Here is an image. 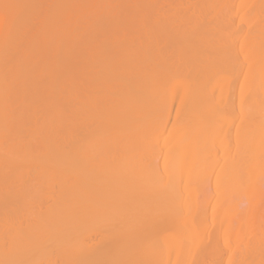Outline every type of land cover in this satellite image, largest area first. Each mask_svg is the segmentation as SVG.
<instances>
[{
    "label": "bare ground",
    "instance_id": "6f19581e",
    "mask_svg": "<svg viewBox=\"0 0 264 264\" xmlns=\"http://www.w3.org/2000/svg\"><path fill=\"white\" fill-rule=\"evenodd\" d=\"M85 1L0 0V264H222L228 253L217 246L222 211L209 208L207 193L197 226L186 220L191 212L184 218L183 207L182 218L177 210L183 200L196 209L190 202L199 189L191 182L209 157L206 127L224 124L217 117L222 108L217 114L208 107L211 90L230 97L242 71L233 142L230 121L224 131L242 154L221 157L230 174V161L241 164L243 181L251 166H264V69H256L264 64V17L261 23L257 17L264 3L242 0L252 10L236 27L235 11L225 19L211 8L225 26L208 16L209 6L203 14L185 9V19L181 11L182 21L171 10L155 11L147 23L149 10L137 11L132 1V10L121 5L128 9L114 7V15ZM233 48L238 63L226 62ZM228 66L236 70L226 72ZM238 206L232 212L247 218ZM251 226L244 249H229L225 264H264V230Z\"/></svg>",
    "mask_w": 264,
    "mask_h": 264
},
{
    "label": "rangeland",
    "instance_id": "374dc122",
    "mask_svg": "<svg viewBox=\"0 0 264 264\" xmlns=\"http://www.w3.org/2000/svg\"><path fill=\"white\" fill-rule=\"evenodd\" d=\"M85 0H83V2H84ZM89 0H86L85 2H86V4H88L89 2H88ZM91 1H93V3H95L96 4V7H98V4H100L101 6H99L98 7V9L100 10V7H101V9L103 8V10H104V7H105V10L107 11V8H109L110 7V9H111V11H110V9H109V11L111 12V14H115V12H116V8H118L119 9V7L121 6V5H123V6H128L129 7V5L131 4V5H134L135 4V6L137 5V7L135 8V9H139V7H140V9L142 8V9H145V12H146V10L148 9L149 10V12H150V16L148 17V21H147V23H150L151 22V20L153 19V16H154V18H155V15H156V12L155 11H159V12H161V10H163L164 9V11L163 12H168L169 10H171V13L173 12V13H175V14H177L176 15V18H177V20L178 21H182V19H180V18H182L181 16H182V14H181V16H178L179 15V13L181 12V13H183V19H185L188 15H189V13L192 11L193 12V10H195L196 11V9H197V11H198V9H201L202 10V6L203 7H208V9H204V10H206V12L208 13V14H210V15H208L209 17H215V16H217L219 19H222V21L221 22H223V18H220L222 15H227V16H224L225 17V19L228 17V16H230L232 13V11L234 12L235 11V13H234V15L232 16V19L234 20V24L236 23V27H239L240 25L239 24H241V23H238L239 22V17H243V16H245L246 14H247V16H248V14L251 12V10L252 9H250V5H248V7L246 6L247 4V2L245 3L244 2V4L242 3V0H240L241 2L239 3V0H235V1H231L230 2V4H231V6H229L230 4L228 3L230 0H223V2H222V0L221 1H219V0H216V2L214 1V0H212V1H214V2H212L213 4H211V0H206V1H209L208 3H206V1L205 0H198V1H196V0H175V2H174V0L172 1H169V0H123V3H122V0H113V1H109V4L110 5H108V1L107 0H102V2H100L99 0L96 2V0H91ZM95 1V2H94ZM117 1H118V3H117ZM126 1V2H125ZM130 1H132L131 3H130ZM155 1V2H154ZM166 1V2H165ZM194 1V2H193ZM202 1H205V2H203V4H202ZM225 1V2H224ZM226 1H228V2H226ZM262 1H264V0H262ZM261 0H260V2L261 3H264V2H262ZM81 2H82V0H81ZM83 2H82V5H83ZM121 2V3H120ZM153 2V3H152ZM165 2V3H164ZM168 2H170V4L168 3ZM181 2V3H180ZM187 2V3H186ZM189 2V3H188ZM196 2V3H195ZM220 2V3H219ZM233 2H235V3H233ZM260 2H258V3H260ZM120 3V4H119ZM126 3H127V5H126ZM134 3V4H133ZM149 3H150V5H149ZM174 4V6H173V4ZM177 3V4H176ZM185 3V4H184ZM200 3V4H199ZM210 3V4H209ZM223 5H222V4ZM229 5H228V4ZM89 4H91V2L89 3ZM88 4V6H90ZM103 4V5H102ZM107 4V5H106ZM125 4V5H124ZM145 4V5H144ZM153 4V5H152ZM180 4V5H179ZM186 4H187V6H186ZM207 4V5H206ZM218 4V5H217ZM225 4V5H224ZM239 4V5H238ZM241 4V5H240ZM84 5H85V3H84ZM115 5V6H114ZM131 5H130V7H131ZM170 5V6H169ZM172 5V6H171ZM228 5V6H227ZM260 5V4H259ZM109 6V7H108ZM118 6V7H117ZM139 6V7H138ZM142 6V7H141ZM146 6V7H145ZM149 6H151L152 7V9H151V7H149ZM181 6V7H180ZM241 6V7H240ZM243 6V7H242ZM252 6V5H251ZM87 7V6H86ZM107 7V8H106ZM114 7H116V8H114ZM128 7L126 8L125 7V9L127 10L128 9ZM133 7V6H132ZM132 7H131V10H132ZM161 7V8H160ZM172 7V8H171ZM188 7V8H187ZM219 7V8H218ZM230 7H232V9L230 8ZM247 7V8H246ZM261 7H263V9H264V4H262V6ZM91 8H95V5H94V7L93 6H91ZM113 8V9H112ZM183 8V9H182ZM196 8V9H195ZM211 8H216V9H214L215 10V12H217V14H221V16L219 17L215 12H214V10L213 9H211ZM220 8H222V9H220ZM230 8V9H229ZM252 8V7H251ZM260 8V7H259ZM259 8H258V13H259ZM114 9H115V12H114ZM117 9V10H118ZM120 9H122L121 7H120ZM124 9V7H123V9L122 10H125ZM138 9H137V11H138ZM139 9V10H140ZM154 9V10H153ZM177 9V10H176ZM182 9V10H181ZM185 9H187L188 10V13H186L187 12V10L185 11ZM237 9L239 10V11H237ZM247 9H250V11L248 10V12L246 11ZM180 10V11H179ZM189 10H191L190 12H189ZM201 10H199L198 12L201 14H203V11L204 10H202V12H201ZM219 10V11H218ZM241 10V11H240ZM102 11V10H101ZM141 11V10H140ZM196 11V13L198 14V12ZM222 11H224V12H222ZM144 12V11H143ZM157 13L158 15H160L161 13ZM186 14H188V15H185V13ZM212 12H213V15H212ZM236 12H238V13H236ZM245 12H247L246 14H244ZM104 14L106 13V12H103ZM205 13V12H204ZM214 13L216 14V15H214ZM241 13H242V15H241ZM111 14H109L111 17H112V15ZM228 14H230V15H228ZM190 15H191V13H190ZM235 15H237V16H235ZM241 15V16H240ZM251 15V14H250ZM102 16H104V15H102ZM105 16H106V14H105ZM175 16V15H174ZM178 16V17H177ZM184 16H185V18H184ZM259 16V22L261 23V19L262 18H260V16L261 17H264V10H262V12H261V8H260V14H258L257 15V17ZM150 17H152V18H150ZM211 17V18H212ZM217 17H215V18H217ZM210 18V19H211ZM228 18H230V17H228ZM208 19V18H207ZM224 19V20H225ZM235 19H236V21H235ZM218 20V19H217ZM228 20V19H227ZM184 21V20H183ZM153 22V21H152ZM220 22V21H219ZM225 22H227V21H225ZM253 22V21H252ZM250 23V24H253V23ZM177 23H179V22H177ZM224 23V22H223ZM223 23H221V24H223ZM255 23V22H254ZM225 24V23H224ZM228 24H230L229 22H228ZM259 24V23H258ZM230 25H232V23L230 24ZM239 25V26H238ZM243 25V24H242ZM242 25H241V27H242ZM224 26V25H223ZM225 26H226V24H225ZM224 26V27H225ZM223 28V27H222ZM224 30H225V28H223ZM223 29H222V32L224 33L225 31H223ZM227 29V28H226ZM231 29V28H230ZM230 29H228V31L230 32ZM257 32H258V27H257ZM260 31V30H259ZM134 33H135V31H134ZM133 34V33H132ZM131 34V35H132ZM224 34H226L227 36H228V34L229 33H224ZM135 35H136V37L137 36H139L137 33H135ZM226 35H223V36H225V37H227ZM231 36V35H230ZM230 36H228V38H231ZM135 36L133 35V37L132 38H134ZM228 38H226L225 40L227 41V39ZM234 38V37H233ZM228 41H229V39H228ZM227 41V42H228ZM236 43H238L237 42V40L235 41ZM234 43V42H233ZM235 43V44H236ZM229 44H231V43H229ZM234 44V45H235ZM239 44V43H238ZM237 45V44H236ZM233 46V45H232ZM226 47H228V46H226ZM234 47V46H233ZM235 47H239V45H237V46H235ZM229 48V47H228ZM226 50V49H225ZM229 50H230V48H229ZM233 50H236V52H238V49H235V48H233L231 51H230V53L232 52V55H230V54H228L229 56V58L227 57V55L226 54H224V55H226V57H227V59H226V62L228 61V59H229V61L231 60V61H234V62H236V61H238L237 60V56L240 54L239 52H238V55H237V53L236 52H234ZM221 52V51H220ZM222 52H224V51H222ZM235 53V56L236 57H234L233 56V54ZM225 53H226V51H225ZM227 53H229L228 52V50H227ZM221 54H223V53H221ZM224 55H220L219 54V56H224ZM230 56H233L236 60H232L231 58H230ZM224 58H225V56H224ZM239 58H241V55L239 56ZM221 59V58H220ZM219 59V60H220ZM224 62H225V60L224 59H222ZM224 62H223V64H224ZM219 63H221V61H219ZM218 63V64H219ZM236 63H238V62H236ZM261 63H262V61H261ZM227 64H229V62L227 63ZM231 65H233L232 64V62H231ZM237 65V64H236ZM236 65L235 66H232V67H236ZM259 65H261V64H259ZM262 66V65H261ZM229 67H231V66H228V68L226 67V72H227V69H229ZM231 67V70L233 71V69H234V71L236 70V68H232ZM258 67V68H257ZM263 68H261V67H259L258 65L256 66V69H258L259 71H261V72H263V70L262 69H264V64H263V66H262ZM239 69V68H238ZM231 70L230 71H228V72H231ZM258 70H256V72L258 71ZM241 72V71H240ZM235 73V75H236V73H237V71L236 72H234ZM233 72L231 73V76H230V73H228L229 74V79H230V77L232 78V75L234 74ZM243 75H244V71H242L241 72ZM241 73H239L241 76H239V78H238V80H237V82H236V80L235 81H233V82H231V89H233V90H230V92H229V96L230 97H228V98H225L226 97V93H224L225 91L224 90H222L221 89V92H223V93H221L220 92V90H219V88H216V89H213V90H211V91H213L212 92V94H213V98H211L213 101V103H211V99L209 100L210 101V103H208V107L210 108V110L212 111V112H216L217 113V111H219V109L220 108H222L221 110H224V111H219L217 114H218V118L219 119H221L222 118V120H223V122H224V124L226 125H224V124H222L223 126H224V129H223V126H221V122L222 121H220V126L219 125H217V124H215V125H212V127H210L209 126V128L208 127H206L207 128V132H208V140H210V142L207 140V142H206V146H207V155H206V152L204 153V156L206 155V157H208V155H209V157H208V159L207 160H203V161H201L202 162V165H201V169L203 170L202 172H203V174H204V176H203V174H202V176H203V179H202V176H201V174L199 175V178L201 177V180H199V178H197V181H196V177H198V176H196L195 177V179L193 178V181L191 182L192 183V185H195L196 186V189H199L198 190V193L195 195V200H193L192 202H190V203H193V206H196V209L194 208V209H192V207L189 205V203L188 204H186V206L188 205V207H189V209H188V207L187 208H185V206H184V200L182 201V203L180 204V205H182L181 207L179 206L178 208L181 210V212H180V210H177L178 212V214L183 218V213H184V218H187L186 220L190 223V222H192V223H194V224H192V225H198L197 224V222L198 221H200V219H201V217H200V208L198 207L199 206V203L202 201V199L204 198V196L206 195V193H207V198L206 199H209L208 200V206H209V208L212 206L213 208H214V206H215V209H217V210H219L218 212H221L222 213V217H221V215H220V222H219V225H221L222 227L221 228H219V230H221L220 232H219V230H217L218 231V233H216L217 234V236H218V244H217V246L219 245V248H222L223 250H224V247H225V249H227L228 250V253H226L225 252V254L226 255H224L225 257H223V260L221 261V260H217V261H221V263L222 264H225L226 262H227V260H228V254H229V249H231V250H236V249H238L239 247L242 249H244V242H245V240L246 239H244L245 237L246 238H248L249 236H248V234H249V231H251L252 229H250L252 226H251V224L253 225V223H254V225L256 226V224L259 226L258 228H260V230H261V232L264 230V221L262 222H260V221H258L257 219H264V169H263V167H261V169H260V166L258 165L257 167H253V166H251L250 167V170L251 169H253V170H249V175H247L248 177H247V179H245L244 177V180H247V181H243L242 180V177L240 176V173H241V170H243L242 169V166H241V164H240V166H239V168H241V169H238V161H230L231 162V164H232V166L234 167L235 165V167H236V169H235V167L233 168L231 165H229V168L231 167L232 168V171H233V174H230V173H228V170H227V162H226V165H225V161H224V159L221 157L222 156V154L224 155V156H232L233 154H235L237 151H238V149L240 150V151H242V149H241V147H238L239 145H237L236 146V144L235 145H233L232 146V144L230 143V141H231V138H230V140H229V137H228V140H227V133H224V131L226 132L227 130H226V127H227V125L228 124H226V122L228 123V121H230L229 123H231V124H229L228 125V127H230V134H231V136H232V142L234 141V135H235V129H236V124H238V119L237 118H239V115H238V117H236V116H233L232 115V113L233 114H235V110H236V115H237V113H239V105L238 104H240V98L241 97H239V84L241 83V80H242V78H243V75L241 74ZM264 73V72H263ZM234 77V76H233ZM230 80H232V79H230ZM234 82H236V84L234 83ZM233 86V87H232ZM218 90H219V92H218ZM238 92H237V91ZM232 92H234V93H232ZM263 93L262 94H264V90L262 91ZM219 93V95H221L220 97H219V95H217ZM250 94H251V92H249ZM233 94V95H232ZM253 94V93H252ZM248 96H251V95H249V94H247ZM246 95V96H247ZM245 96V97H246ZM253 96H256V95H253ZM252 96V97H253ZM258 97H259V95H257ZM245 97L243 98V100H242V103L245 101ZM258 97H254V99H259L260 97H262L261 95H260V97L258 98ZM219 98V99H218ZM221 98V99H220ZM230 98H231V100H233V102L235 103V109L232 107L233 105H228V104H230V103H233V102H230V103H228L229 101L228 100H230ZM246 98H248V97H246ZM216 101H215V100ZM218 99V100H217ZM223 99V100H222ZM227 99V100H226ZM256 99V100H257ZM249 101L250 100H253V99H251V97H250V99H248ZM177 101H178V99H175V101H174V106L177 104ZM222 101V102H221ZM238 101V102H237ZM258 101V100H257ZM261 101V100H260ZM176 102V103H175ZM248 102V101H247ZM223 103V104H222ZM225 103V104H224ZM233 103V104H234ZM237 103V104H236ZM245 103V102H244ZM262 103H264V100H263V102ZM212 104V105H211ZM216 104H221V105H216ZM247 104V103H246ZM209 105H211V106H209ZM214 105H215V108H214ZM224 105V106H223ZM227 105V106H226ZM248 105V104H247ZM218 106V107H217ZM245 106V105H244ZM176 107V106H175ZM212 107V108H211ZM198 108L200 109V107L198 106ZM219 108V109H218ZM227 108H230V110H228ZM245 109H246V107H244ZM217 109V110H216ZM190 110V109H189ZM216 110V111H215ZM227 111H228V113H227ZM229 111H230V113H229ZM219 115H220V117H219ZM223 115V116H222ZM227 115L229 116L228 118H227ZM222 116V117H221ZM233 116V117H232ZM226 118V119H224V118ZM231 119V120H230ZM214 121V120H213ZM217 121H218V119H217ZM232 121V122H231ZM219 122V121H218ZM237 122V123H236ZM214 124V123H213ZM232 124H234V125H232ZM216 127V128H215ZM214 129V130H213ZM211 132H210V131ZM221 130H222V132H221ZM232 131V132H231ZM213 132H214V134H213ZM212 133V134H211ZM219 133H220V136L222 135V133H223V138H222V136L221 137H219ZM234 133V134H233ZM247 133V132H246ZM226 135V136H225ZM220 139H219V138ZM222 138V139H221ZM226 138V139H225ZM223 140V141H222ZM217 141H220V143H218ZM219 144V145H216V144ZM208 144V145H207ZM214 144V145H213ZM224 144H226V145H224ZM231 144V145H230ZM165 145V147H161V149H160V152H163L164 151V149L165 148H167V147H169L168 145H167V143H165L164 144ZM229 146H230V148H229ZM210 147V148H209ZM223 147V150L221 149V148ZM235 147V148H234ZM263 147H264V143H263ZM206 148V147H205ZM231 148H232V151H231ZM162 149H163V151H162ZM228 150L232 153V152H235V153H233V154H231V153H228ZM264 151V148H262V149H260V152H263ZM240 151H238V153L240 154L241 152ZM225 152H227V154H224ZM213 154H214V156L216 155H218L217 157H219L218 158V160H217V157H216V161H215V158H214V156H213ZM221 154V155H220ZM237 154V153H236ZM239 154H237V155H239ZM242 154V153H241ZM159 156H162V154H160ZM220 157H221V159H222V163H221V159H220ZM213 160V162L214 163H212V160ZM220 159V160H219ZM210 161H211V163H210ZM220 161V162H219ZM216 162V163H215ZM220 163V164H218V163ZM230 162H229V164H230ZM235 162H236V164H235ZM185 163H186V161H185ZM234 163V164H233ZM206 164V165H205ZM212 164H214L213 166H212ZM223 164L226 166V167H223ZM211 165V166H210ZM205 166V167H204ZM188 167V166H187ZM186 167V168H187ZM206 167H208V169L211 171H209L208 169L206 170ZM211 167V168H210ZM223 168V169H222ZM226 168V169H225ZM234 169V170H233ZM256 169V170H255ZM225 170V171H224ZM236 170V171H235ZM260 170V171H259ZM226 174V172H227V174L225 175L224 173ZM234 172H235V175L237 176L238 174V176L236 177L235 175H234ZM240 172V173H239ZM208 173V174H207ZM221 173V174H220ZM224 174V175H223ZM231 175H233V176H231ZM241 175H242V173H241ZM244 176H245V174H243ZM208 176H209V178H208ZM218 176H219V178H218ZM230 177V180H229V177ZM254 176V177H253ZM194 177V176H193ZM206 179H205V178ZM234 177V178H233ZM238 177H241L240 178V181H239V178ZM207 178H208V180H207ZM220 178H221V180L222 179H224V180H222V181H220ZM217 179V180H216ZM232 179H233V182H232ZM237 179V180H236ZM205 180V182H203ZM214 180H216V181H214ZM228 180H229V182H228ZM242 180V181H241ZM235 181H236V183H235ZM202 182V183H201ZM215 182V183H214ZM245 182H247L246 184H245ZM195 183V184H194ZM205 183L207 184V185H205ZM234 183H235V186H238L237 188H233V189H230L229 187H230V185H234ZM244 184V187H243V184ZM256 183V184H255ZM199 184V185H198ZM214 184H217V185H214ZM221 184V185H220ZM225 184H227L228 186H226ZM249 184V185H248ZM201 185V186H200ZM203 185V186H202ZM211 185H214L215 186V188H213V189H211V190H209L208 188H206L207 186L208 187H211ZM223 185V186H222ZM227 187H225V186ZM242 185V186H241ZM256 185H258V186H256ZM222 186V187H221ZM253 187V189H252V187ZM257 187V193H256V191H255V189H256V187ZM201 187V188H200ZM223 187H224V189H223ZM250 187V188H249ZM255 187V188H254ZM222 188V189H221ZM228 188L230 189V191L228 190ZM206 189V190H205ZM215 189V190H214ZM221 189V190H220ZM212 190H213V192H212ZM226 190V191H225ZM231 190H233L232 192H231ZM202 191V192H201ZM203 191H204V193H203ZM209 191H211L210 193H209ZM218 191V192H217ZM221 193H220V192ZM253 192V193H252ZM259 192V193H258ZM220 193V194H219ZM204 194V196H202ZM210 194H212V196H210ZM217 194V195H216ZM223 194H226V195H223ZM253 194V195H252ZM256 196H255V195ZM250 195H251V197H250ZM197 196V197H196ZM205 196V197H206ZM224 196L225 197H227V198H224ZM255 196V197H254ZM220 197V198H219ZM252 198V199H250V198ZM231 198V199H230ZM257 198V199H256ZM262 198V199H261ZM248 199H250V200H248ZM255 199V200H254ZM199 200V201H198ZM221 200V203L219 204V201ZM229 200V201H228ZM196 201V202H195ZM248 201H250V202H248ZM261 201H262V203H263V206L261 207V205H260V203H261ZM196 204H195V203ZM217 202H218V204H217ZM227 202V203H226ZM256 202H257V207H256ZM185 203H186V200H185ZM233 203V204H232ZM236 203H238V204H236ZM232 204V205H231ZM243 204H244V206H243ZM246 204H248L247 206H246ZM253 204V205H252ZM239 205V206H238ZM258 205H260V207L258 206ZM238 206V208H239V213H240V210L242 211V208L244 207V209H245V214H247L246 216H247V218H243V216L241 217L239 214H238V212L236 211L235 213H234V211H235V209H236V207ZM255 206V207H254ZM184 207V211H183V208ZM219 207L222 209V210H220L219 209ZM226 207H227V209H226ZM234 207V208H233ZM240 207H242L241 209H240ZM253 208V209H252ZM260 208V209H259ZM263 208V209H262ZM187 209V210H186ZM211 209V208H210ZM234 209V211L232 212V210ZM190 210V211H189ZM223 210L225 211H227L226 213L225 212H223ZM229 210H230V212H231V214H230V212H229ZM253 210V211H252ZM255 210V211H254ZM257 210V211H256ZM263 212H262V211ZM182 211H183V213H182ZM198 211V212H197ZM250 211V212H249ZM260 211V212H259ZM180 212V213H179ZM187 212V213H186ZM191 212V214H189ZM243 212V213H244ZM247 212V213H246ZM237 213V214H236ZM263 215V217H262V215ZM177 214V215H178ZM189 214V215H188ZM196 214V215H195ZM199 214V215H198ZM227 214V215H226ZM249 214V215H248ZM259 214V215H258ZM179 215L177 216V217H179ZM188 215V216H187ZM198 215V216H197ZM224 215H226L225 216V219L223 218L224 217ZM241 218V220H240V218L238 217V216ZM255 215V216H254ZM261 215V216H260ZM187 216V217H186ZM260 216V217H259ZM227 218V219H226ZM179 219H180V217H179ZM178 219V222L180 223V220ZM228 219H230V220H228ZM186 220H181V222H183L182 223V225H181V223L180 224H178V227L179 226H181V228L183 229H185L186 230V227L188 226V224L189 223H187V221ZM236 220V221H235ZM222 221H227L228 222V224L229 223H233L232 224V228L235 226V228L236 229H234L233 228V230H232V228H231V230H228V229H226V227H227V225L224 227V225H222ZM237 222V223H236ZM257 222V223H256ZM185 223H187V226L186 227H183L184 225H185ZM246 224V226L248 227H246L245 226V224ZM256 223V224H255ZM260 223H262V224H260ZM235 224V225H234ZM234 225V226H233ZM190 226H191V224H190ZM238 226V227H237ZM254 226V227H255ZM194 227V226H193ZM242 227V228H241ZM263 227V228H262ZM180 228V227H179ZM238 228V229H237ZM244 228H245V230H246V232L244 231ZM181 229V230H182ZM250 229V230H249ZM248 230V231H247ZM179 231V230H178ZM177 231V232H178ZM182 231H184V230H182ZM187 231V230H186ZM186 231H184V232H186ZM244 231V232H243ZM256 231V230H255ZM254 231V232H255ZM215 232H216V229H215ZM234 234H233V233ZM256 232H259V230L257 229V231ZM235 233H236V235H235ZM224 234V235H223ZM259 234V233H258ZM225 235H227V236H225ZM232 235H234V238H233V236ZM240 235V236H239ZM264 235V234H263ZM226 237V240H228L227 241V243L225 244V242H224V237ZM238 236V237H237ZM243 236V237H242ZM259 236V235H258ZM221 237V238H220ZM223 237V238H222ZM182 238V237H181ZM222 242V243H221ZM239 242V243H238ZM221 244V245H220ZM223 244H224V246H223ZM229 244H231L232 246L230 247V246H228ZM242 244H243V246H242ZM236 245V246H235ZM221 246V247H220ZM236 247V249H234ZM226 250V251H227ZM216 261V262H217ZM218 263V262H217Z\"/></svg>",
    "mask_w": 264,
    "mask_h": 264
}]
</instances>
